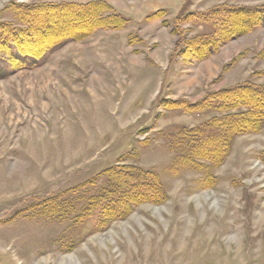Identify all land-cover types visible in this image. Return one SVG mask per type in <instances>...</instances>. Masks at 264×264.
Segmentation results:
<instances>
[{
  "label": "rangeland",
  "instance_id": "1",
  "mask_svg": "<svg viewBox=\"0 0 264 264\" xmlns=\"http://www.w3.org/2000/svg\"><path fill=\"white\" fill-rule=\"evenodd\" d=\"M88 1L98 0H0V23L19 25L14 5ZM104 1L129 19L124 28L98 29L40 63L0 72V264H264V125L234 137L213 184L202 187V172H169L174 152L163 136L212 113L158 105L244 82L264 86V26L199 62L171 56L183 38L212 30L187 21L174 34L180 10L264 0ZM124 164L157 172L166 200L137 205L103 229L93 226L96 213L73 224L105 184L100 173ZM51 198L72 203V213L42 214Z\"/></svg>",
  "mask_w": 264,
  "mask_h": 264
},
{
  "label": "trees",
  "instance_id": "2",
  "mask_svg": "<svg viewBox=\"0 0 264 264\" xmlns=\"http://www.w3.org/2000/svg\"><path fill=\"white\" fill-rule=\"evenodd\" d=\"M14 6L19 25L0 23V53L4 54L8 66H0L1 73L28 64L33 66L68 41L82 40L98 29H122L129 22L104 0ZM161 13H153L146 19H157ZM174 21V34H183L180 24L187 21L197 26L210 25L211 31L183 38L171 54L187 63L199 62L229 40L256 26H264V5L246 7L222 3L206 12L180 10ZM158 105L183 114L212 113L199 124L183 126L163 136L168 149L174 152L169 172L175 174L182 169L202 172L204 175L199 181L202 187L213 184L211 171L229 154L234 137L258 132L264 125V86L251 82L208 91L195 102L185 98L162 99ZM100 175H104L105 184L90 195L85 207L70 216L73 224L84 219L85 214L96 213L98 218L93 226L95 230L103 229L127 216L137 205L159 204L167 198L159 174L154 170L124 164L111 166ZM43 204L41 213L54 219L67 217L65 212L73 211L72 203L65 207L63 199L58 202L51 198Z\"/></svg>",
  "mask_w": 264,
  "mask_h": 264
}]
</instances>
